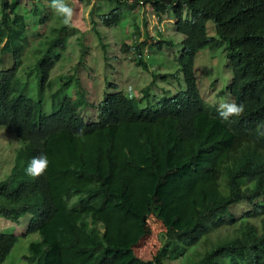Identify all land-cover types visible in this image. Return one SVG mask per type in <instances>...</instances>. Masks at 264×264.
I'll return each mask as SVG.
<instances>
[{
	"label": "trees",
	"instance_id": "obj_1",
	"mask_svg": "<svg viewBox=\"0 0 264 264\" xmlns=\"http://www.w3.org/2000/svg\"><path fill=\"white\" fill-rule=\"evenodd\" d=\"M42 3L0 0V127L19 144L7 175L0 162V218L30 217L26 233L40 240L27 264H264V0H96L112 7L100 12L109 28L141 8L174 16L184 88L153 108H141L150 87L140 98L115 89L90 104L80 80L77 97L68 94L75 75L53 80L68 28L35 44L52 18L38 17ZM148 40L134 46L145 70ZM221 46L229 101L244 106L229 122L204 100L196 75L198 54ZM28 52L38 81L26 91ZM84 105L98 107V117ZM41 150L47 171L26 175ZM19 240L0 232V264Z\"/></svg>",
	"mask_w": 264,
	"mask_h": 264
},
{
	"label": "rangeland",
	"instance_id": "obj_2",
	"mask_svg": "<svg viewBox=\"0 0 264 264\" xmlns=\"http://www.w3.org/2000/svg\"><path fill=\"white\" fill-rule=\"evenodd\" d=\"M95 1L67 0L73 8V19L71 25L68 26L63 23L60 16L54 14L50 7V0H43L42 14L38 17L49 14L52 18L46 25L40 26L37 34L40 33L42 36L38 40L34 39V43L45 39L55 28H68V34H63L61 37L69 38V46L54 68L52 79L59 80L62 76L73 77L75 75L68 94L73 98L77 97V88L74 86H77L80 80L85 90V98L89 99L90 104H98L106 93L116 91L115 89L124 91L129 97L140 98L143 95L142 91L150 87V96L141 108H153L156 103L166 98H173L175 94L181 92L184 88V81L181 65L176 58L180 57L183 36L178 34L174 26L176 23L174 16L169 14L160 20L151 8H141L131 14L132 17L125 18L120 25L109 28L101 23L100 12L103 10L109 12L112 7L108 4L96 6ZM26 10L27 8H23L21 13L28 14V11L32 9L29 7ZM92 10L93 14H91ZM46 11L48 13H44ZM136 26H139L140 33L135 37ZM209 33L210 35L216 34L214 23L209 24ZM147 35H149V40L144 46L143 55L149 64V70H145L138 64L139 56L134 51V46L145 40ZM124 45H128L132 50L124 51ZM8 58L10 61V57ZM37 61L32 52H28L24 67L20 72L21 80L29 84L26 91L34 89L37 85V72H31ZM227 64L228 54L225 46L216 50H202L197 57L196 75L199 89L204 100L213 110H220L222 103L230 102L227 91L230 72ZM154 75H159V77L156 79ZM164 75H169V77L161 78ZM153 82L156 84L153 85ZM113 84L115 88L111 87ZM220 92H227V94L219 96ZM36 94L35 99H40L39 93ZM46 99L49 103L47 110H53L54 107L50 105L48 95ZM82 108L88 116L98 117V107L84 105ZM18 146L14 134L0 127V162L5 175L8 173L6 171L12 169V160ZM29 220L30 217H22L19 223H15L0 218V232L14 233L20 237L7 264H27L30 244L40 240L38 235L26 233ZM173 264H181V262L177 261Z\"/></svg>",
	"mask_w": 264,
	"mask_h": 264
},
{
	"label": "clouds",
	"instance_id": "obj_3",
	"mask_svg": "<svg viewBox=\"0 0 264 264\" xmlns=\"http://www.w3.org/2000/svg\"><path fill=\"white\" fill-rule=\"evenodd\" d=\"M50 7L54 14L60 16L65 25L70 26L73 19V8L67 0H50ZM244 111L242 104L234 102H224L220 105L219 117L229 122L231 117H238ZM49 167V157L44 151L31 158L28 162L25 173L31 177H40Z\"/></svg>",
	"mask_w": 264,
	"mask_h": 264
}]
</instances>
